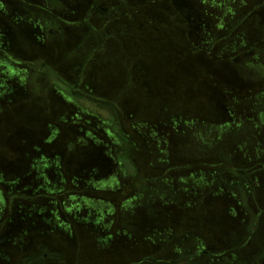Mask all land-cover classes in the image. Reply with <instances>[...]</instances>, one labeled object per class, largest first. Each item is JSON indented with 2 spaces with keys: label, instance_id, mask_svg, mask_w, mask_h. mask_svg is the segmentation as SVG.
Returning <instances> with one entry per match:
<instances>
[{
  "label": "rangeland",
  "instance_id": "1",
  "mask_svg": "<svg viewBox=\"0 0 264 264\" xmlns=\"http://www.w3.org/2000/svg\"><path fill=\"white\" fill-rule=\"evenodd\" d=\"M0 48V264H264V0H0Z\"/></svg>",
  "mask_w": 264,
  "mask_h": 264
},
{
  "label": "flooded vegetation",
  "instance_id": "2",
  "mask_svg": "<svg viewBox=\"0 0 264 264\" xmlns=\"http://www.w3.org/2000/svg\"><path fill=\"white\" fill-rule=\"evenodd\" d=\"M94 14H99L105 20V24L103 23L102 26H99V28H94V29L97 30V36L101 39L102 45L107 46V44H109L110 41L117 39V35H115L111 30H109L107 25H106L107 22L109 23V25L114 24L116 22V20H117V8L110 6L106 10L105 8H100V6H95V8L93 9L92 15H94ZM118 33H120V31H118ZM0 50L4 52V50H2L1 48H0ZM6 59L9 62H13L9 57H6ZM43 68L46 70H50L53 73V75L62 84H64L66 87H68L71 90L72 93H77V92L85 93L83 90V78H81L77 84H72L68 80L63 79L50 66L43 65ZM99 101H102V100H99ZM103 102H109V101L103 100ZM263 169H264V167H263ZM202 254H204V255L209 254V250L202 251ZM48 257H52V255L50 254L49 251L44 250V253H43V251H41L39 255L28 258L27 262L23 263V264H39L41 262L46 261L45 259H47Z\"/></svg>",
  "mask_w": 264,
  "mask_h": 264
}]
</instances>
